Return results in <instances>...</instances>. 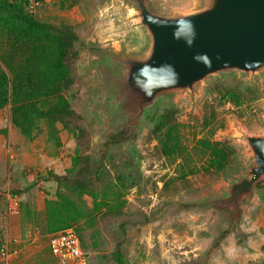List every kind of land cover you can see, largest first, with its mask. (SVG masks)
Here are the masks:
<instances>
[{
  "label": "rangeland",
  "instance_id": "rangeland-1",
  "mask_svg": "<svg viewBox=\"0 0 264 264\" xmlns=\"http://www.w3.org/2000/svg\"><path fill=\"white\" fill-rule=\"evenodd\" d=\"M199 5L152 1L163 13ZM35 17L66 43L70 76L62 93L68 106L56 123L59 146L47 139L44 123L28 138L11 123L10 104L0 108V245L8 240L15 264H52L44 200L57 191L81 210L74 226L88 264H264V175L234 227L225 213L205 205L246 175L243 134L264 133V69L211 73L193 93L157 98L134 125L109 107L118 68L103 63L106 51L140 54L146 47L132 3L43 0ZM163 115L191 160L208 158L195 148L199 138L222 143L228 151L223 167L178 178L180 157L160 149Z\"/></svg>",
  "mask_w": 264,
  "mask_h": 264
},
{
  "label": "water",
  "instance_id": "water-1",
  "mask_svg": "<svg viewBox=\"0 0 264 264\" xmlns=\"http://www.w3.org/2000/svg\"><path fill=\"white\" fill-rule=\"evenodd\" d=\"M135 8L147 44L140 54L104 53V66L118 70L109 107L137 125L142 112L161 96L188 91L211 73L253 74L264 69V0H200L191 11L163 13L153 0H127ZM250 155L246 175L205 205L225 213L234 227L241 204L264 175V133H245Z\"/></svg>",
  "mask_w": 264,
  "mask_h": 264
},
{
  "label": "trees",
  "instance_id": "trees-1",
  "mask_svg": "<svg viewBox=\"0 0 264 264\" xmlns=\"http://www.w3.org/2000/svg\"><path fill=\"white\" fill-rule=\"evenodd\" d=\"M66 51L63 38L35 14L28 13L23 1L0 0V108L10 104L11 123L28 138L44 123L47 139L57 146L60 138L56 123L68 106L62 93V83L70 76V68L64 60ZM158 126L164 128L160 138L162 153L174 159L180 157L175 166L178 178L220 169L226 163L228 151L219 141L199 138L195 148H201L208 158L205 162L191 160L190 153L183 154L176 128L167 115L161 116ZM75 163L76 158L73 165ZM80 217L81 210L70 196L57 191L54 197L45 198L47 232L74 226ZM80 240L85 249L81 237ZM119 257L117 253V259Z\"/></svg>",
  "mask_w": 264,
  "mask_h": 264
},
{
  "label": "built area",
  "instance_id": "built-area-1",
  "mask_svg": "<svg viewBox=\"0 0 264 264\" xmlns=\"http://www.w3.org/2000/svg\"><path fill=\"white\" fill-rule=\"evenodd\" d=\"M23 1L24 9L35 14L43 0H11ZM48 247L54 264H88L87 251L81 244L74 226H69L48 235ZM15 249L4 240L0 245V264H15Z\"/></svg>",
  "mask_w": 264,
  "mask_h": 264
}]
</instances>
